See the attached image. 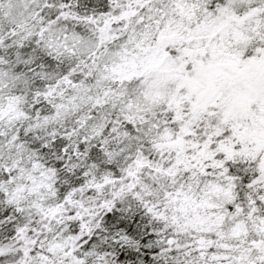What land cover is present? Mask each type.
I'll return each instance as SVG.
<instances>
[{"label":"snow or ice","instance_id":"6c2138e0","mask_svg":"<svg viewBox=\"0 0 264 264\" xmlns=\"http://www.w3.org/2000/svg\"><path fill=\"white\" fill-rule=\"evenodd\" d=\"M0 264H264V0H0Z\"/></svg>","mask_w":264,"mask_h":264}]
</instances>
